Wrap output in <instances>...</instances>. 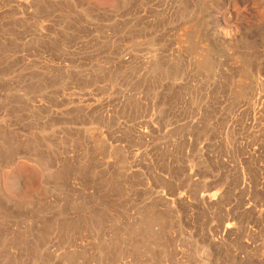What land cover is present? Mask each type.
Instances as JSON below:
<instances>
[{
    "label": "rangeland",
    "instance_id": "374dc122",
    "mask_svg": "<svg viewBox=\"0 0 264 264\" xmlns=\"http://www.w3.org/2000/svg\"><path fill=\"white\" fill-rule=\"evenodd\" d=\"M0 264H264V0H0Z\"/></svg>",
    "mask_w": 264,
    "mask_h": 264
},
{
    "label": "clouds",
    "instance_id": "9594fccd",
    "mask_svg": "<svg viewBox=\"0 0 264 264\" xmlns=\"http://www.w3.org/2000/svg\"><path fill=\"white\" fill-rule=\"evenodd\" d=\"M101 6H104V4L107 2V0H98Z\"/></svg>",
    "mask_w": 264,
    "mask_h": 264
}]
</instances>
